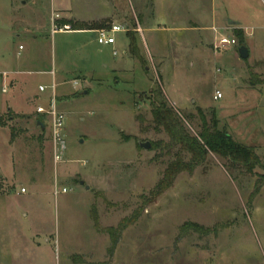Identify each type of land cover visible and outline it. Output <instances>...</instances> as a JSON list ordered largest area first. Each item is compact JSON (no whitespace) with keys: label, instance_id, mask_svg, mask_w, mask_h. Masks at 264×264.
Returning <instances> with one entry per match:
<instances>
[{"label":"rangeland","instance_id":"obj_1","mask_svg":"<svg viewBox=\"0 0 264 264\" xmlns=\"http://www.w3.org/2000/svg\"><path fill=\"white\" fill-rule=\"evenodd\" d=\"M62 22L123 31L102 45L93 30L53 31ZM223 36L236 44L215 49ZM1 70L0 264H264V170L239 174L209 153L145 203L177 149L151 148L167 141L151 124L157 86L184 117L214 111L264 162V0H0Z\"/></svg>","mask_w":264,"mask_h":264},{"label":"trees","instance_id":"obj_2","mask_svg":"<svg viewBox=\"0 0 264 264\" xmlns=\"http://www.w3.org/2000/svg\"><path fill=\"white\" fill-rule=\"evenodd\" d=\"M67 24L68 22L61 25ZM103 26L105 25L98 22L89 25L72 24L70 29H100L108 28L110 24ZM242 35L243 32L238 29L236 37L242 40ZM127 38V53L131 58L142 61L135 39L128 34ZM262 82L264 83V80ZM148 101L153 130L163 132L167 136L166 142L162 140L153 142L151 148L165 150L167 155L174 148L177 149L173 154V159L166 163L161 177L150 190L148 197L145 198V203H150L167 190L180 173H193L198 166L205 162L209 153L224 159L228 168L231 171H237L239 174L255 175V170H264V162L258 157L253 147L240 144L226 130L218 128V119L214 111L210 113L209 118L201 109H197L196 119L193 115L184 117L168 103L159 86L149 92ZM189 127L193 129V132ZM261 179L262 181L258 179L256 188L264 186L263 175H261ZM115 244L112 242V248Z\"/></svg>","mask_w":264,"mask_h":264},{"label":"built area","instance_id":"obj_3","mask_svg":"<svg viewBox=\"0 0 264 264\" xmlns=\"http://www.w3.org/2000/svg\"><path fill=\"white\" fill-rule=\"evenodd\" d=\"M68 27L65 25L63 26V29L56 28L53 25V31L56 30H67ZM123 31L122 27L120 25L112 24L108 28H100L97 30V42L98 44H104V45H112L115 42V39L113 37V33L121 32ZM236 44V40L234 38H227V37H220L217 40V43L214 45L215 49H221L226 48L232 45ZM19 50L22 49V46L18 47ZM113 54H116L115 51H113ZM7 75V73L3 72L0 73V76L4 78ZM53 87V86H52ZM39 90L42 91L43 87H39ZM6 88H2V92H5ZM222 97V94L220 91H215L214 99L217 100ZM37 112H44V109L42 107L37 108ZM47 114L51 117V132H52V141L54 145V158L55 160H59L62 152L65 149V143L64 140L61 137L60 131L61 126L63 123V115L56 111L54 104L52 103L51 110L47 112ZM24 189H21V192H23ZM65 191V189H63Z\"/></svg>","mask_w":264,"mask_h":264},{"label":"crops","instance_id":"obj_4","mask_svg":"<svg viewBox=\"0 0 264 264\" xmlns=\"http://www.w3.org/2000/svg\"><path fill=\"white\" fill-rule=\"evenodd\" d=\"M228 21L229 20H227V23H228ZM61 22V21H60ZM62 23H67V22H62ZM61 23V24H62ZM60 24V25H61ZM228 25H229V23H228ZM63 26H65V25H63ZM230 26H233V25H230ZM235 26V25H234ZM219 29L220 30H223L222 29V27H219ZM237 29H239V30H242V29H240V28H237ZM68 31H71V29H67ZM88 30H93V31H95V32H97V30L98 29H88ZM213 30L215 31L216 29L215 28H213ZM59 31V30H58ZM64 31H66V30H64ZM76 31H78V30H76ZM217 31V30H216ZM122 32V31H121ZM244 32V31H243ZM245 34V33H244ZM224 37V36H223ZM115 43V42H114ZM19 46H21V45H19ZM18 46V47H19ZM23 48V47H22ZM127 48H128V45H127ZM19 50V49H18ZM3 72H5V73H7V75L9 74V73H12V72H8V71H6V70H1L0 71V73H3ZM16 72V71H15ZM13 73H14V71H13ZM17 82V80L16 79H10L9 80V83L12 85V84H14V83H16ZM3 114V113H2ZM2 114H0V116L2 115ZM0 127L1 128H4V127H2L1 125H0ZM48 241V240H47ZM49 242V241H48ZM18 246H15V245H13V244H11L10 245V247H9V250L10 251H12L13 252V254L15 255V256H18L19 255V253H18V248H17ZM26 244H25V242H24V245L23 246H20L19 248H20V251H23L22 249H24V250H26ZM47 247L46 246H41V244H37V246H35V249L36 250H38L39 251V249H41V250H43V249H46ZM53 251V250H52ZM52 251H49V252H52ZM38 261V260H37ZM39 262V261H38Z\"/></svg>","mask_w":264,"mask_h":264},{"label":"water","instance_id":"obj_5","mask_svg":"<svg viewBox=\"0 0 264 264\" xmlns=\"http://www.w3.org/2000/svg\"><path fill=\"white\" fill-rule=\"evenodd\" d=\"M229 25H237L238 22L236 21H228ZM238 53H239V56L241 58H247L248 56V50L245 46H240L238 48ZM81 94H86V91H83ZM38 125H40L41 128H43L44 126L38 121L37 122ZM139 146L145 150H147L150 146L149 142H143V143H139Z\"/></svg>","mask_w":264,"mask_h":264}]
</instances>
